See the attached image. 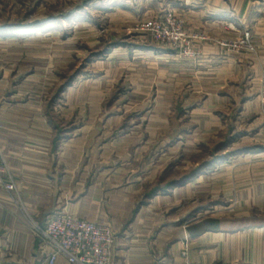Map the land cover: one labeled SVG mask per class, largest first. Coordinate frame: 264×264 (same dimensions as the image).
Listing matches in <instances>:
<instances>
[{
	"label": "crops",
	"instance_id": "crops-1",
	"mask_svg": "<svg viewBox=\"0 0 264 264\" xmlns=\"http://www.w3.org/2000/svg\"><path fill=\"white\" fill-rule=\"evenodd\" d=\"M169 5L187 15L191 31L206 34L194 43L201 55L185 62L167 50L136 44L140 46L133 53L143 58L141 70L153 80L149 88L136 86L130 93L152 91L154 109H162L163 115L176 108L187 87L190 121L195 123L185 143L179 131L169 140L171 149H163L165 132L139 134L133 132L139 131L138 119L129 123L112 108L103 113L101 98L91 104L84 97L91 87L102 88L89 86L87 75L63 87L56 101L25 91V84H15L9 92L0 85V149L15 186L9 193L0 186V264H46L23 210L40 226L58 211L109 224L115 234L110 264H264V181L238 187L236 198L207 197L200 204L193 190L202 175L149 197L144 193L152 181L148 157H159L152 172L160 177L166 151L197 147L199 135L215 138L217 128L226 134L224 128L230 131L247 119L264 122L258 102L264 91V38L252 39L253 51L222 44L241 38L249 23L264 29V0H239L235 6L231 0H164L154 9L160 13ZM116 74L112 68L104 71L106 78ZM104 75L88 78L98 83ZM145 109L141 103V112ZM54 111H61V124ZM153 121L165 127L177 118ZM55 264L68 262L59 257Z\"/></svg>",
	"mask_w": 264,
	"mask_h": 264
},
{
	"label": "rangeland",
	"instance_id": "rangeland-1",
	"mask_svg": "<svg viewBox=\"0 0 264 264\" xmlns=\"http://www.w3.org/2000/svg\"><path fill=\"white\" fill-rule=\"evenodd\" d=\"M160 1L162 3L164 0H154L153 4L146 0H0V85L9 92L15 84H25V91L41 93L48 100L56 101L63 87L87 75L84 81L90 82L89 86L101 84L102 88L91 87L84 97L91 104L101 98L103 113L112 108V112L129 123L138 119L139 131L134 129L133 132L139 134L165 132L163 149H171L173 142L169 140L179 131L182 143H185L184 138L195 123L190 121L188 105L191 94L187 87L181 93V98L177 99L176 108L165 111L163 115L160 113L162 109H154L157 104L152 91L143 92L145 94L142 96L130 93L136 86L149 88L153 80V75L141 70L144 61L142 56L133 53V47L136 49L140 46L136 44L167 50L170 56L188 62L201 55L194 45L195 41L207 38L203 32L191 31L187 15L184 17L183 13L170 5L157 13L154 7ZM253 1L245 0V3ZM238 2L231 0V5L235 6ZM112 4L114 9L110 10ZM167 14L181 23V43L174 45L172 42L157 41L149 32L139 29L144 23H161ZM255 36L264 38V29H259V25L253 28L249 23L241 38L222 44L253 51L252 39ZM113 47L116 48L115 53L106 56V51ZM111 68L117 74L106 78L104 71ZM99 73H103L104 78L98 83L88 78ZM141 103L146 108L142 112ZM60 112H53L55 122L59 124L65 120ZM165 116H175L177 121L175 124L169 121L165 127L153 123L155 118ZM139 117L144 121H140ZM146 118L151 119L150 123L146 122ZM133 126L136 127L135 124ZM131 127L127 125L128 129ZM226 129V134H222V129L217 128L215 138L207 139L205 135H199L197 147L178 146L176 154L166 151L165 168L160 177L152 172L153 168L158 167L156 161L159 157L152 155L145 159L151 161L149 173L152 179L144 188L145 194L149 192L147 197L199 175H202L201 182L193 190V196L197 198L195 202L199 204L205 202L207 197V200L236 198L238 187L247 188L249 184L264 181V122L256 125L247 119L230 131Z\"/></svg>",
	"mask_w": 264,
	"mask_h": 264
},
{
	"label": "built area",
	"instance_id": "built-area-1",
	"mask_svg": "<svg viewBox=\"0 0 264 264\" xmlns=\"http://www.w3.org/2000/svg\"><path fill=\"white\" fill-rule=\"evenodd\" d=\"M163 20L144 23L142 32H149L157 41L181 43V23L167 14ZM162 24V26H160ZM247 39V38H246ZM194 57V53L191 54ZM260 114L264 118V91L258 94ZM0 186L11 192L15 186L0 149ZM24 219L38 239L46 264H55L59 257L68 264H110L114 246V231L109 225L92 222L67 212H54L44 226H40L23 210ZM188 247L184 246L182 256L186 258Z\"/></svg>",
	"mask_w": 264,
	"mask_h": 264
}]
</instances>
